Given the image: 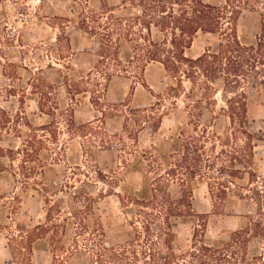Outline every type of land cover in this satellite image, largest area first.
Masks as SVG:
<instances>
[{
  "label": "rangeland",
  "instance_id": "rangeland-1",
  "mask_svg": "<svg viewBox=\"0 0 264 264\" xmlns=\"http://www.w3.org/2000/svg\"><path fill=\"white\" fill-rule=\"evenodd\" d=\"M144 1L0 0V108L12 117L4 122L0 114V264L12 263L11 238L45 222L49 201L56 204L60 226L34 242V264H95L99 239L117 246L134 237L135 207L120 198L142 188V150L174 151L182 129L231 128L220 111L227 96L222 78L212 84L217 94L208 101L213 93L201 76L175 77L158 62H129L143 27L135 19ZM262 22L264 3L242 11L239 31L254 38ZM166 35L152 26L155 41ZM218 43V35L198 33L185 53L195 58ZM108 45L111 52L103 57L101 48ZM42 76L52 83L44 88L45 99ZM65 76L80 81V89L69 93ZM246 83L241 86L249 92V128L257 132L264 125V84L253 91ZM255 152L251 189L259 195L242 199L231 192L216 208L206 183H195L192 201L200 218L175 228L181 247L190 245L195 223L205 224L200 230L209 240L228 239L249 224L253 235L245 264H264V141ZM171 191L177 195L179 188ZM78 216L86 218V226ZM251 217L262 235H254Z\"/></svg>",
  "mask_w": 264,
  "mask_h": 264
},
{
  "label": "trees",
  "instance_id": "trees-1",
  "mask_svg": "<svg viewBox=\"0 0 264 264\" xmlns=\"http://www.w3.org/2000/svg\"><path fill=\"white\" fill-rule=\"evenodd\" d=\"M263 3L264 0H225L223 6H216L206 0H145L140 6L142 16L135 20H140L143 27L139 29V39L135 41L129 62H138L142 66L158 62L175 77L180 72L194 78L201 76L210 93L214 89L212 84L222 78L227 96L220 111L229 118L231 128L218 132L202 126V129L195 128L188 133L182 129L179 145L174 151L161 154L157 148L142 150V188L120 198L123 204L135 207L134 237L117 246H107L99 239L95 264H245L248 243L253 235L249 224L231 232L228 239L209 240L205 231L200 230L205 224L195 223L187 248L178 244L175 228L180 223L199 222L200 216L192 201L195 183H206L216 208L231 192L242 199L248 193L258 194L251 189V184L257 179L255 148L259 141H264V125L257 132L250 130L249 92L241 85L247 82L254 91L259 84H264V22L261 33L250 38L239 31L238 19L244 9ZM152 12L156 16H152ZM152 26L168 34L162 42L150 37ZM198 33L216 34L219 43L215 49L208 48L201 55L190 58L185 50ZM110 43L112 47L113 41ZM110 52L109 45L101 48L103 57ZM183 66L186 71H181ZM49 81L42 76L44 99L48 97L44 88H52ZM64 81L69 93L81 87L80 81L69 82L68 76ZM216 94L208 96L207 100L214 99ZM38 107L43 110L45 104L38 102ZM101 112L104 114L105 110L101 109ZM156 113V127H159L162 113L158 110ZM0 114L4 115L1 117L4 122L12 119L2 108ZM26 155L34 157L27 150ZM245 180L250 186L243 183ZM172 186L179 188L177 195L171 191ZM47 203L45 222L22 229L17 237L9 239L12 242L8 244L11 264H34V242L43 238L51 227L59 228L60 222L56 221L53 212L56 204ZM78 218L80 223L87 225L86 218ZM62 221L69 219L66 217ZM250 223L256 227L254 235H262L259 232L261 224L253 222V217ZM50 243L57 249L55 237L52 240L50 237ZM53 258L54 261L59 259Z\"/></svg>",
  "mask_w": 264,
  "mask_h": 264
}]
</instances>
